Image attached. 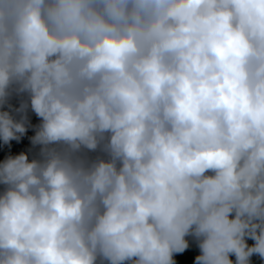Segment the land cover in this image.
<instances>
[{"label": "clouds", "instance_id": "9594fccd", "mask_svg": "<svg viewBox=\"0 0 264 264\" xmlns=\"http://www.w3.org/2000/svg\"><path fill=\"white\" fill-rule=\"evenodd\" d=\"M0 264H264V0H0Z\"/></svg>", "mask_w": 264, "mask_h": 264}]
</instances>
